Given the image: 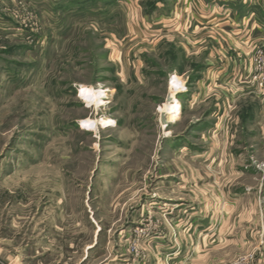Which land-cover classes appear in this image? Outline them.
Segmentation results:
<instances>
[{"label": "rangeland", "instance_id": "rangeland-1", "mask_svg": "<svg viewBox=\"0 0 264 264\" xmlns=\"http://www.w3.org/2000/svg\"><path fill=\"white\" fill-rule=\"evenodd\" d=\"M190 1L0 0V264H264V0Z\"/></svg>", "mask_w": 264, "mask_h": 264}, {"label": "crops", "instance_id": "crops-1", "mask_svg": "<svg viewBox=\"0 0 264 264\" xmlns=\"http://www.w3.org/2000/svg\"><path fill=\"white\" fill-rule=\"evenodd\" d=\"M195 0H191L190 2H188L189 4V7L186 9V11H185V14H187V13H192L193 12V9H194V19H196V21H197V24H199V26L201 27H199V26H197L196 25V27L197 28H199V29H201V30H203V32H204V30L205 31H208V30H214V29H216V30H220L221 31V34L222 35H220V36H222V38L223 39H225L227 42H230V44H231V40H235V39H232L233 37H229V35H228V37H226V38H224L223 36H227V35H224L225 34V32L227 31V30H230L229 29V27H224V28H220L219 27V24H217V25H215V26H213L212 24V21H210L212 18V16H211V14H212V12H211V9L209 10V7H207L206 5H205V3H206V1H208V0H196V3L194 2ZM220 2V4H222L223 5V1L226 3V1L227 0H219ZM224 3V4H225ZM229 3L231 4V3H233L232 1H229ZM219 4V5H220ZM246 5V4H245ZM229 7V9L230 10H232L233 12H234V15L236 16H238V17H240V19L242 20V18H243V16H244V14L246 13L245 11H244V9H243V7H241V9L239 8V10L238 9H232L230 6H228ZM216 8V7H215ZM218 8H220V7H218ZM257 9V8H256ZM259 12H260V14L261 13H263L264 12V4L262 5V8H258L257 9ZM240 11V12H239ZM245 12V13H244ZM264 14V13H263ZM240 22V21H239ZM253 25H255L254 23H252L251 24V31L253 30H255V26H253ZM209 26H211V27H209ZM238 26V25H237ZM236 29H238V28H236ZM231 39V40H230ZM224 41V40H223ZM244 42L245 41H237V43H238V45H240V47H242V43L244 44ZM245 47H243V49H244ZM248 48H250V47H248ZM247 48V49H248ZM249 50V49H248ZM242 51V55H245L244 54V52H243V50H241ZM245 53H247V51L245 52ZM249 55H248V57L247 58H242V59H240V58H238V57H236L237 59H235V61H234V66H235V72H237V71H239L238 69L240 68V71H239V73L240 74H236L235 72L233 73L234 74V77H232L233 79L235 78V80H236V78L237 77H239V78H243L242 76L244 75V73H245V71L247 72V73H249L250 72V69L252 68V59L250 60V53H248ZM240 57V56H239ZM243 57V56H242ZM246 59H248V60H246ZM251 61V62H250ZM222 62H223V60H222ZM228 63V62H227ZM246 63V67H242V65L243 64H245ZM228 65H230L229 63H228ZM223 67H227V66H224V65H220V67H219V70L221 69V71H217L216 72V75H214L215 77H217V76H219V78H220V76H221V78H222V80L223 79H225V78H229V75H231V69H232V67H231V69H230V67H228V69H226V68H223ZM207 71L208 70H206V73H207ZM208 74V73H207ZM207 74H206V76H207ZM210 74V73H209ZM227 74H229V75H227ZM249 75V74H248ZM248 75H247V77H248ZM209 77V76H208ZM207 82V81H206ZM242 82V81H241ZM236 84V83H235ZM196 95H198V94H193V98H192V101L191 102H189V105L190 106H194V102H196L195 101V99H196ZM224 201V202H223ZM241 201H242V199L241 200H233V199H231L230 201H229V199L228 198H226V199H221V201H220V203H221V205L222 206H226V207H231L230 209H224L223 208V210H221V213H220V215L218 214L217 216L218 217H221V227L223 226L224 227V230L226 229L225 227H227V225H228V222H234V224L236 225L237 224V222H239L240 224H244V223H248V224H250L251 223V219H252V217H251V214H248L247 212H245V211H239V213H235L236 212V208H237V206L239 207V205H240V203H241ZM223 202V203H222ZM234 205H236L235 207H234ZM234 224H233V227H235L234 226ZM222 227V228H223ZM224 230H218L219 232H224ZM217 231V232H218ZM232 231H233V229H232ZM231 231V232H232ZM223 234H225L226 235V232H224ZM216 235H218V233L216 234ZM240 237H242V239L243 238H245V237H247V234H246V236L245 235H243V236H240ZM243 244H247V242H245L244 241V243Z\"/></svg>", "mask_w": 264, "mask_h": 264}, {"label": "bare ground", "instance_id": "bare-ground-1", "mask_svg": "<svg viewBox=\"0 0 264 264\" xmlns=\"http://www.w3.org/2000/svg\"><path fill=\"white\" fill-rule=\"evenodd\" d=\"M180 85V82L174 78L173 82H172V89H171V95H172V101L174 96L176 95L177 91H178V86ZM106 91L103 90H97L95 88H90V89H83L81 91V96L80 98L87 103L88 105H92V106H100L105 104V102L103 101L106 97ZM167 111L170 113V122H176L177 119L179 118V114H180V109L178 107L175 106H167ZM113 123V122H112ZM110 121H106L104 119L98 120V121H88L86 123V126H88L89 129H92L94 127H97V125H108V124H112Z\"/></svg>", "mask_w": 264, "mask_h": 264}, {"label": "built area", "instance_id": "built-area-1", "mask_svg": "<svg viewBox=\"0 0 264 264\" xmlns=\"http://www.w3.org/2000/svg\"><path fill=\"white\" fill-rule=\"evenodd\" d=\"M255 61H256V65H257V69L256 71H263L264 70V64H262L261 62L263 61V58L262 60L258 59L257 57L255 58ZM256 67V66H255ZM255 71V70H254ZM255 71V72H256ZM262 78L259 82V86L260 87H264V76L263 77H260ZM258 78H255V80H257ZM237 264H251V257H249V259L245 258V257H242L239 259V261L237 262Z\"/></svg>", "mask_w": 264, "mask_h": 264}]
</instances>
